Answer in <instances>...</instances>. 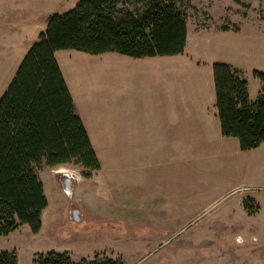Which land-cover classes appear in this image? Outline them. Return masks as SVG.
Returning a JSON list of instances; mask_svg holds the SVG:
<instances>
[{
    "label": "rangeland",
    "instance_id": "374dc122",
    "mask_svg": "<svg viewBox=\"0 0 264 264\" xmlns=\"http://www.w3.org/2000/svg\"><path fill=\"white\" fill-rule=\"evenodd\" d=\"M77 1L0 0V95L30 44L45 29L47 16L67 12ZM176 5L184 14L186 31L193 41L191 46H200L197 41L202 39L211 41L215 56L240 72L247 82L249 98L255 99L263 87L252 72L264 73V0H177ZM124 7L138 9L140 4L132 2ZM212 30L224 33L194 38L197 31ZM73 52L58 56L71 78L79 77L86 82L94 75L104 81L105 70L112 63L110 55L114 54ZM256 153L264 154V143ZM98 154L103 167L99 164L97 170L102 169L101 172L91 177L97 184L93 210L83 213L80 219L74 218L71 210L69 214V206L66 209L62 204L74 202L73 191L70 199L57 179L60 189L55 191L52 186L49 197L46 195L49 206L42 213L40 230L31 233L26 225H20L8 238L0 237V251H14L17 264H32L35 254L48 252H69L76 262L92 258L102 248L113 250L96 252L99 257L120 250L123 264H264L263 167L257 165L254 169L257 177L250 180L251 185L243 184L225 193L235 180L241 179L238 172L218 174L213 168L216 165L210 168L209 160H205L210 174L199 163L187 175V181L180 169L169 176L161 171L151 181V188L165 191L139 193L137 168L130 171L125 168L123 153ZM128 158L131 159V153ZM61 168L78 176L83 172L79 164L72 162L55 167L43 164L37 173L44 183L49 179L52 183V176L56 177ZM125 176L133 188L130 197L121 189ZM184 186L191 187V193L174 190ZM245 186L257 189L234 192ZM171 187L172 191H167ZM220 192H224L222 196ZM168 193L170 196L166 198ZM244 201L252 214L243 208ZM228 210L233 215L223 213Z\"/></svg>",
    "mask_w": 264,
    "mask_h": 264
},
{
    "label": "trees",
    "instance_id": "16d2710c",
    "mask_svg": "<svg viewBox=\"0 0 264 264\" xmlns=\"http://www.w3.org/2000/svg\"><path fill=\"white\" fill-rule=\"evenodd\" d=\"M139 3L138 9L124 7ZM177 0H78L64 13H51L0 95V237L20 225L41 228L47 206L37 174L41 165L79 164L84 177L99 168L55 59L59 50L132 58L183 52L186 24ZM121 7V8H120ZM226 28L223 27V30ZM221 134L248 151L264 142V93L250 100L247 82L227 63L212 64ZM262 82L264 73L254 70ZM243 208L252 214L244 201ZM0 264H17L14 251H0ZM32 264H123L107 256L73 261L66 252L35 254Z\"/></svg>",
    "mask_w": 264,
    "mask_h": 264
},
{
    "label": "crops",
    "instance_id": "0c3cea01",
    "mask_svg": "<svg viewBox=\"0 0 264 264\" xmlns=\"http://www.w3.org/2000/svg\"><path fill=\"white\" fill-rule=\"evenodd\" d=\"M200 32L197 31L194 38L198 35L218 37L224 33L217 30ZM191 40L187 29L183 52L177 55L132 58L112 52L105 53L114 55H110L112 63L105 70L103 82L94 75L86 82L79 77L71 78L64 66H61L64 62H59L58 56L73 50H59L54 53L73 100L75 112L98 159L100 158L98 153L104 151L123 153L125 168L128 171L137 168L136 188L139 193H156L163 190L151 188V181H154L161 171L169 176L175 169H180L181 176L187 181V175L192 174L199 163L208 169H204V172L210 174L205 160H209L210 168L216 165L213 168H216L218 174L220 171L238 172L241 179L235 180L236 182H233L235 184L229 186L226 191H224L226 188H223L225 193L243 184L251 185L250 180L257 177L254 171L257 165L264 169V154L259 153V156L256 153L264 142L257 148L241 151L236 138L221 134L212 64L229 62L215 56L211 49L213 44L211 41L202 39L197 41L200 46L192 47ZM261 92L264 93L263 90L259 91ZM129 153L131 159L128 158ZM99 162L102 168L101 160ZM66 170L61 168L57 172ZM101 170L91 171L89 177L82 174L78 176L67 170L68 174L75 177L73 203L76 208L70 209L72 204L70 200L69 205L68 201L62 204L66 209L69 206V214L71 210L73 216L78 217L79 213L82 216L83 213L93 210L97 184L91 177ZM52 178V183L50 179L44 183L39 177L44 194L48 197L52 186L56 188L55 191L60 189L55 175ZM121 185L122 193L130 197L133 188L129 187L127 176L122 179ZM174 190L184 194L192 191L191 187L185 186ZM167 191H172V187ZM47 196L46 208L49 206ZM169 196L168 193L166 198ZM240 208L242 210V206ZM181 213L187 215V212ZM223 213L233 215L230 210ZM16 231L18 228L10 235ZM10 235L1 237L8 238ZM109 249L113 250L102 248L95 251L92 256L96 252L106 253ZM117 251L108 257L118 258L123 263L120 250Z\"/></svg>",
    "mask_w": 264,
    "mask_h": 264
},
{
    "label": "water",
    "instance_id": "95a60500",
    "mask_svg": "<svg viewBox=\"0 0 264 264\" xmlns=\"http://www.w3.org/2000/svg\"><path fill=\"white\" fill-rule=\"evenodd\" d=\"M56 174H58L56 177L59 181L62 183V190L68 195V197L71 199L73 186L75 182V177L71 174H68L65 171H58ZM73 208H76L74 203L71 204L70 209L73 210ZM79 213V212H78ZM74 217V216H73ZM76 219L81 218L80 213L78 217H74Z\"/></svg>",
    "mask_w": 264,
    "mask_h": 264
},
{
    "label": "built area",
    "instance_id": "2783aa9c",
    "mask_svg": "<svg viewBox=\"0 0 264 264\" xmlns=\"http://www.w3.org/2000/svg\"><path fill=\"white\" fill-rule=\"evenodd\" d=\"M257 188L255 187V188H251V187H239V188H237L234 192H242V191H245V192H252V191H254V190H256Z\"/></svg>",
    "mask_w": 264,
    "mask_h": 264
}]
</instances>
